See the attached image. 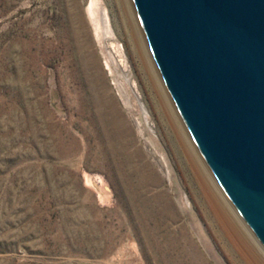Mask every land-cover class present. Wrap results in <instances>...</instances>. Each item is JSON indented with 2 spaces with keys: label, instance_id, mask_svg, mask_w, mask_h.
Returning <instances> with one entry per match:
<instances>
[{
  "label": "rangeland",
  "instance_id": "1",
  "mask_svg": "<svg viewBox=\"0 0 264 264\" xmlns=\"http://www.w3.org/2000/svg\"><path fill=\"white\" fill-rule=\"evenodd\" d=\"M90 3L0 0V264H249L171 145L116 1L106 0L115 36L97 32ZM127 73L150 124L126 102ZM111 114L129 136L109 134Z\"/></svg>",
  "mask_w": 264,
  "mask_h": 264
},
{
  "label": "water",
  "instance_id": "2",
  "mask_svg": "<svg viewBox=\"0 0 264 264\" xmlns=\"http://www.w3.org/2000/svg\"><path fill=\"white\" fill-rule=\"evenodd\" d=\"M207 172L264 252V0H129Z\"/></svg>",
  "mask_w": 264,
  "mask_h": 264
},
{
  "label": "bare ground",
  "instance_id": "3",
  "mask_svg": "<svg viewBox=\"0 0 264 264\" xmlns=\"http://www.w3.org/2000/svg\"><path fill=\"white\" fill-rule=\"evenodd\" d=\"M115 1H116L117 6H118V10H119V14H120L121 22H122V27L125 30V32L130 35L129 38L131 39V48L140 58V63H141L140 65H141L143 75L146 78V80L148 81L150 88L152 89V96H151L152 102L154 103V105H156V107H157L156 109L159 112L160 116L166 120L167 126L169 127V133L173 136V139L170 138L171 145L174 146L177 149V151H179V152L182 149V151L184 153L183 154V158H184L183 161L186 162L188 168L192 171L193 176L197 179V181H200L199 185H200L202 193L205 195V197H207L208 199L211 200L212 209H213L214 213L216 214V217L218 218L219 222L221 223L225 233L237 245V247H238L240 253L243 255V257H245V259L247 260V262L249 264H262L257 259L258 256L257 257L253 256L254 255L253 251H251V249H249L248 245L244 242V239L242 238V236H244V235L240 234L238 232L239 230L236 231L233 224H231V222L226 218L225 214H223L222 208H220L221 206L219 204H216L217 202L214 203L215 201H213L214 199H212V197L210 196L209 191H208V187H206V184L201 179V176L198 172L199 169L197 170L198 166H196V162H195V157H197L198 154H197L196 150L194 149L192 143L190 142L188 136L186 135V133H185V131H184V129H183V127H182V125H181V123H180V121H179V119H178V117L174 111V108H173V106H172V104H171V102H170V100H169V98H168L157 74H156L155 68L153 66L152 60L150 58L149 52L147 50L146 44L144 42L143 36L141 34L140 28L138 26L137 20L135 18V15H134V12L132 10V7H131L129 0H115ZM89 13H90L92 21L95 25V28L99 34H100L101 30H103L105 34H109L111 36L116 35L106 0H91L90 6H89ZM115 47L118 48V50L120 52L121 51L123 52L122 46H120L119 44H115ZM130 74L131 73H127L125 75L126 79L124 80V84H125V86H127V87H125V89H126V92L128 94L127 98L125 96V98L127 99L126 102H127V104L131 105L132 108L134 106L137 109V111L139 112V114H142V113L145 114V123H142V121H140L141 125H143V124L145 125V124H148L150 122L151 111H150L148 105L140 99L139 95L136 94L137 83L135 80H133V78L131 77ZM127 75L129 77H127ZM112 99L109 100V103L112 106H114V108H110L111 109L110 111L115 110V112H116V110L118 108H116V103L111 101ZM109 124L112 127H114L113 131L109 134L110 135L113 134V136L115 138L116 137H123L124 138L125 136H129L131 134L130 126L127 123V121L125 120V117L123 114H120L117 117L114 114L113 115L111 114V116L109 117ZM168 137H170V135H168ZM194 154H196V156ZM198 158L200 159L199 156H198ZM200 161H201V159H200ZM201 163H202V161H201ZM202 165H203V163H202ZM203 167H204L203 169H205V171L207 172L204 165H203ZM207 174L209 175L208 172H207ZM217 193L220 194L221 191H220V193H219V191ZM218 194H216V195H218ZM216 198H217V196H216ZM222 201L223 200H221V202ZM226 204L228 206L229 203H226ZM232 215L234 216L233 212H232ZM235 217L237 218V216H235ZM241 225H242V223H241ZM241 225H240V227H241ZM235 227H237V225ZM241 228H243V227H241ZM245 230L247 231L246 228H245ZM240 231H241V229H240ZM244 233H246V232H244Z\"/></svg>",
  "mask_w": 264,
  "mask_h": 264
}]
</instances>
